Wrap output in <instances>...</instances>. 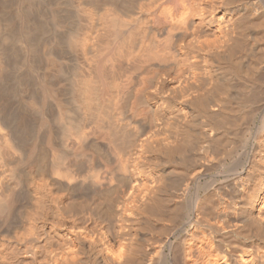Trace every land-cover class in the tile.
Returning <instances> with one entry per match:
<instances>
[{
  "label": "bare ground",
  "instance_id": "bare-ground-1",
  "mask_svg": "<svg viewBox=\"0 0 264 264\" xmlns=\"http://www.w3.org/2000/svg\"><path fill=\"white\" fill-rule=\"evenodd\" d=\"M263 75L264 0H0V264H264Z\"/></svg>",
  "mask_w": 264,
  "mask_h": 264
},
{
  "label": "rangeland",
  "instance_id": "rangeland-1",
  "mask_svg": "<svg viewBox=\"0 0 264 264\" xmlns=\"http://www.w3.org/2000/svg\"><path fill=\"white\" fill-rule=\"evenodd\" d=\"M262 81H264V75L262 76V80H261V82H262ZM263 83H264V82H263ZM248 93H249V92H248ZM256 93H258V92H256ZM256 93H254V95H252V96H254V97H251V94H253V93L250 92V93H249V95H250V99H249L248 96L245 95V98L247 97L246 100L249 99V102H250V103H251V101H250L251 98H252V101H253V102L256 101V100H254L253 98L260 96V95H259L260 93H258V95H257ZM247 95H248V94H247ZM256 95H257V96H256ZM253 102H252V103H253ZM263 111H264V110H263ZM263 111H261V113H259V115L257 116V124H258V126L260 125L259 127H262L263 124H264V120H262V118H261L262 116L259 117L260 114H263V116H264V112H263ZM259 118H260V119H259ZM263 119H264V118H263ZM262 121H263V122H262ZM257 130H259V129H257ZM259 131H260V130H259ZM259 131H257V133H258L257 135H261ZM261 136H262V135H261ZM248 137H249V138H248ZM258 137L260 138V136H258ZM247 138H248V140L250 139L249 142L252 141V140H251V135H250V134L247 135ZM261 138H262V137H261ZM261 138H260V139H261ZM255 141H256V140H255ZM253 142H254V141H253ZM242 159H243V161H245V160H246V156H243ZM254 180L257 182V179H256V178H255Z\"/></svg>",
  "mask_w": 264,
  "mask_h": 264
}]
</instances>
